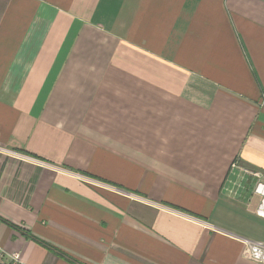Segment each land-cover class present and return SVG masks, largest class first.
Wrapping results in <instances>:
<instances>
[{"label": "crops", "instance_id": "crops-1", "mask_svg": "<svg viewBox=\"0 0 264 264\" xmlns=\"http://www.w3.org/2000/svg\"><path fill=\"white\" fill-rule=\"evenodd\" d=\"M264 0H0V247L26 264H261Z\"/></svg>", "mask_w": 264, "mask_h": 264}, {"label": "built area", "instance_id": "built-area-1", "mask_svg": "<svg viewBox=\"0 0 264 264\" xmlns=\"http://www.w3.org/2000/svg\"><path fill=\"white\" fill-rule=\"evenodd\" d=\"M238 161L234 160L231 169L239 170L243 179L255 185V192L260 196H264V171L254 170L248 167L239 166ZM244 255L247 259L264 264V240L257 242L245 241ZM0 264H26L18 252H7L0 247Z\"/></svg>", "mask_w": 264, "mask_h": 264}, {"label": "trees", "instance_id": "trees-1", "mask_svg": "<svg viewBox=\"0 0 264 264\" xmlns=\"http://www.w3.org/2000/svg\"><path fill=\"white\" fill-rule=\"evenodd\" d=\"M0 220H1L2 222H4L5 224L9 225L10 227H12L13 229L18 230V231L21 232L23 235H25L27 238H29V239H33V240H35L36 242H38V243H40V244H42V245L47 246V247L50 248V246H49L46 242H44V241L41 240V239L36 238V237L33 236L30 232H28L27 230H25V229H23V228H21V227L15 225V224H12V223H10V222L4 220V219H1V218H0Z\"/></svg>", "mask_w": 264, "mask_h": 264}]
</instances>
